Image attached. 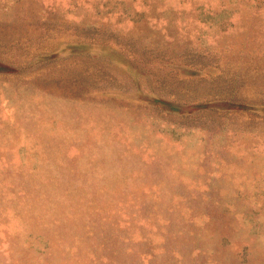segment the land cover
Segmentation results:
<instances>
[{
    "label": "rangeland",
    "instance_id": "obj_1",
    "mask_svg": "<svg viewBox=\"0 0 264 264\" xmlns=\"http://www.w3.org/2000/svg\"><path fill=\"white\" fill-rule=\"evenodd\" d=\"M0 264H264V0H0Z\"/></svg>",
    "mask_w": 264,
    "mask_h": 264
}]
</instances>
